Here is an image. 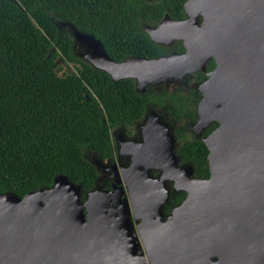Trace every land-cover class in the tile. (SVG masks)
Instances as JSON below:
<instances>
[{
    "label": "water",
    "instance_id": "obj_1",
    "mask_svg": "<svg viewBox=\"0 0 264 264\" xmlns=\"http://www.w3.org/2000/svg\"><path fill=\"white\" fill-rule=\"evenodd\" d=\"M183 11L182 20L165 15L157 28L143 26L152 43L180 40L186 48L155 59L117 62L94 35L64 24L72 47L84 49L78 58L113 82L135 81L136 92L203 70L214 58L194 127L200 131L219 122L203 139L209 177H194L190 165L177 168L173 157L184 175L174 170L168 179L186 197L166 221L162 180H157L162 195L150 207L142 182L147 175L128 178L136 218L143 212L146 260L135 234L122 235L114 223L85 214L89 203L101 201V191L86 192L83 204L82 185L57 175L50 187L22 198L0 193V264H119L133 250L136 264H264V0H185ZM150 182L154 189L157 182Z\"/></svg>",
    "mask_w": 264,
    "mask_h": 264
},
{
    "label": "trees",
    "instance_id": "obj_2",
    "mask_svg": "<svg viewBox=\"0 0 264 264\" xmlns=\"http://www.w3.org/2000/svg\"><path fill=\"white\" fill-rule=\"evenodd\" d=\"M185 0H0V193L22 198L50 187L66 175L90 191L98 173L85 157L113 153L111 130L140 119L147 103L167 104L176 117L195 118L193 95L134 90L133 80L113 82L76 57L72 39L54 21L69 22L99 39L115 61L129 56L159 57L143 25L154 26L168 14L184 18ZM177 50H183L180 42ZM75 71L57 76V61ZM214 67L213 60L207 69ZM199 80L202 73L198 74ZM213 124L210 130L214 129ZM182 160L198 178H208V150L200 141H184ZM32 174L29 181L20 169ZM185 194L172 200L180 203Z\"/></svg>",
    "mask_w": 264,
    "mask_h": 264
},
{
    "label": "flooded vegetation",
    "instance_id": "obj_3",
    "mask_svg": "<svg viewBox=\"0 0 264 264\" xmlns=\"http://www.w3.org/2000/svg\"><path fill=\"white\" fill-rule=\"evenodd\" d=\"M163 18L159 23L151 27L157 28ZM201 21L202 18H199V23H201ZM178 42L181 43L183 50L176 49ZM155 45L164 49V53L155 58L170 57L175 54L186 53V48L180 40H174L168 44ZM135 57L146 58L139 56H129L127 58ZM127 58L123 60H126ZM210 60H213L214 67L209 70L207 69V64ZM215 68L216 62L214 58L211 57L205 63L203 70L192 72L191 74L184 76L182 79L168 80L158 84H148L143 92L138 91L141 94L146 91H152L157 94L162 92L166 94L173 93L184 95L186 97L193 95V100L190 101L191 104L189 105V109L195 112V118H178L173 115L171 111L172 108L167 104L156 105L149 102L145 105L144 113L140 119L129 125H121L111 130V141L113 146L112 155L104 159H96L94 157L92 159L96 171L99 170L102 173V180L99 181L96 179L91 191H101L103 194L98 196L101 201H93L89 203L90 210H86L85 214L91 218L101 216L105 218V220L114 223V225L121 231L122 235L127 234L128 232L135 234L139 245L141 246L142 253L145 256V260L147 252L141 242V233L143 231V218L141 214L143 212L139 215L141 217L138 216L139 218H136L132 204L138 206V203L131 200L130 190L127 185V183H130L128 178L132 175L143 173L147 175L149 181L144 180L142 182L147 190L144 201L149 202L150 207L157 204L156 196L159 198L161 193L157 180H162L163 187L167 191L166 200L163 202L162 207V221H166L168 216L172 213L173 208L182 203L186 197V192L184 190H177L174 186V182L168 179V175H171V172L175 171L179 175H184L174 168L172 163L173 157L176 158L177 163L175 166L177 168H182L187 165L192 166L190 163L183 161L179 155V148L184 141L195 140L203 143V139L219 126V122L215 121L211 122L203 130L197 131L194 129L198 120L199 104L206 93V90L203 89L204 84L209 80V73ZM199 72L203 74V77L200 80L197 75ZM135 85L136 83L134 81V90ZM215 123H217V125L214 129L210 130L211 126ZM193 176L196 177L194 175V168ZM151 180L157 182V186L154 189L149 186V183L152 184V182H150ZM180 194H185L183 200L178 204L171 205L172 200ZM84 197L85 195L83 194L81 200L83 204L85 202ZM149 215H151L150 212ZM153 227L154 224L151 223V228ZM124 242L128 247L133 243V247L135 248L134 241L129 240L130 244L126 241ZM133 253H135L134 250L131 255H129V259L121 256L119 264H123L125 260L128 264H136V258ZM146 264L149 263L146 261Z\"/></svg>",
    "mask_w": 264,
    "mask_h": 264
},
{
    "label": "rangeland",
    "instance_id": "obj_4",
    "mask_svg": "<svg viewBox=\"0 0 264 264\" xmlns=\"http://www.w3.org/2000/svg\"><path fill=\"white\" fill-rule=\"evenodd\" d=\"M54 24L56 25V27L58 28L59 31L61 32H67L70 37H71V31L69 29V27L64 24L63 22H58V21H54ZM72 38V37H71ZM72 43H73V39H72ZM73 53L76 57H78V55L84 53V49L79 48L78 45L77 46H73ZM75 71V65L70 64V63H63L61 60L57 61V69H56V74L59 77H62L64 75L70 74L71 72ZM85 157L88 161H90L93 165V157L98 159V156H96L94 153L89 152V153H85ZM98 172V178L97 180L101 181L102 180V173L101 171L97 170ZM20 176L21 178L25 179L24 181H29L32 177V174L29 170H27L26 168H21L20 169ZM101 183V182H100ZM84 195L86 193H83Z\"/></svg>",
    "mask_w": 264,
    "mask_h": 264
}]
</instances>
